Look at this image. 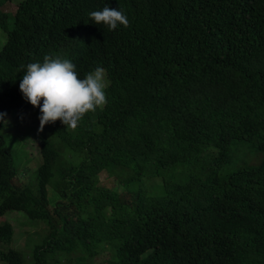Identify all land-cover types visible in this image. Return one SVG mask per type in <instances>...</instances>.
I'll use <instances>...</instances> for the list:
<instances>
[{
  "label": "trees",
  "instance_id": "16d2710c",
  "mask_svg": "<svg viewBox=\"0 0 264 264\" xmlns=\"http://www.w3.org/2000/svg\"><path fill=\"white\" fill-rule=\"evenodd\" d=\"M6 1L0 217L45 227L26 255L1 220L0 264H264V0H19L13 12ZM106 5L129 27L91 20ZM45 55L81 79L104 67L107 103L75 129L58 120L34 133L29 172L13 122L41 114L19 83ZM102 171L123 189L102 185Z\"/></svg>",
  "mask_w": 264,
  "mask_h": 264
},
{
  "label": "clouds",
  "instance_id": "9594fccd",
  "mask_svg": "<svg viewBox=\"0 0 264 264\" xmlns=\"http://www.w3.org/2000/svg\"><path fill=\"white\" fill-rule=\"evenodd\" d=\"M89 15L96 24L106 25L109 30H115L118 25L129 27L127 15L119 8L106 5ZM22 67L25 70L19 89L27 102L39 108L41 131L58 120L66 128L75 129L86 113L107 103V73L102 66L97 65L83 79L75 65L60 55H45L42 63L32 62ZM5 116L6 113H0V120Z\"/></svg>",
  "mask_w": 264,
  "mask_h": 264
},
{
  "label": "rangeland",
  "instance_id": "374dc122",
  "mask_svg": "<svg viewBox=\"0 0 264 264\" xmlns=\"http://www.w3.org/2000/svg\"><path fill=\"white\" fill-rule=\"evenodd\" d=\"M19 0H9L6 1L2 5L3 10H7L10 12H13L17 6ZM1 41V40H0ZM12 115V114H11ZM21 117L19 120H14L13 124L18 125V137L21 139H11L8 137V141H11L14 145V143L17 140H20L23 144L24 139V149L26 153H22L23 160H21L23 163L19 167V169H22L25 164L28 163V161L31 159V161L27 164V169H29V172L33 171L40 163V155H39V139L36 137H33V134L40 133V123L39 118L36 115L31 114L30 112H26V114L20 115ZM12 117L7 116L6 117V126L7 132L9 134H13L15 132V126H12ZM8 123L10 126L8 127ZM32 125V126H30ZM53 134L49 131L47 134V137L50 138ZM22 137V138H21ZM22 147V145H21ZM18 149V148H17ZM246 152V151H245ZM253 152V151H252ZM247 153V152H246ZM245 153V154H246ZM244 154V155H245ZM255 156L250 155L247 157V160H251L252 163L258 164L261 161L262 155L259 153H254ZM28 155V156H27ZM257 155L259 156L258 161L256 162ZM26 159H28L26 161ZM26 161V162H25ZM20 177V180L22 183H26L28 173H22ZM99 181L102 185L108 186V187H116L117 190L121 191L123 189L122 185L119 183L118 178L114 175H109L105 171H102L99 174ZM50 189V188H49ZM52 195V193H49V195ZM57 200L56 196L51 197V200ZM1 220H7L9 221L14 229L13 239L10 243L11 247L23 250L26 255L28 254V250H30V247L35 242H40L41 238L44 234V223L41 221H27V219L23 216V212L20 211H7L3 216L0 217ZM30 244L29 246H27ZM106 255L101 254L95 257V261L102 260ZM28 260V259H27ZM29 261V260H28ZM63 261V260H62Z\"/></svg>",
  "mask_w": 264,
  "mask_h": 264
}]
</instances>
